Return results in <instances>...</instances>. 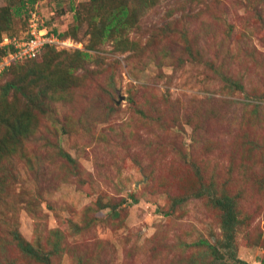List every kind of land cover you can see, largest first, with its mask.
<instances>
[{
	"label": "rangeland",
	"instance_id": "374dc122",
	"mask_svg": "<svg viewBox=\"0 0 264 264\" xmlns=\"http://www.w3.org/2000/svg\"><path fill=\"white\" fill-rule=\"evenodd\" d=\"M29 1L73 44L0 73V264H263L264 0Z\"/></svg>",
	"mask_w": 264,
	"mask_h": 264
},
{
	"label": "built area",
	"instance_id": "2783aa9c",
	"mask_svg": "<svg viewBox=\"0 0 264 264\" xmlns=\"http://www.w3.org/2000/svg\"><path fill=\"white\" fill-rule=\"evenodd\" d=\"M31 14V25L26 35L23 37L2 36L0 40V50H3V56H0V73L13 63H19L26 60L35 59L40 56L46 45H59L66 48L73 44L67 39H59L54 33L37 25L35 13Z\"/></svg>",
	"mask_w": 264,
	"mask_h": 264
},
{
	"label": "trees",
	"instance_id": "16d2710c",
	"mask_svg": "<svg viewBox=\"0 0 264 264\" xmlns=\"http://www.w3.org/2000/svg\"><path fill=\"white\" fill-rule=\"evenodd\" d=\"M33 1H35V0H30L29 2L31 3ZM124 13H125V10H123L121 14H124ZM112 24L113 25L118 24V16H114L111 19L110 24H108L105 27L108 28V27L112 26ZM50 31H52L54 33V35L57 38H59V39H67L66 38L67 36H65L63 34L57 33L56 31H53V30H50ZM103 33L106 34V29L103 30ZM54 47H55L54 45L53 46L46 45L44 47V49L42 50V53L41 54H43L47 49H52ZM80 56H81V53H80ZM83 56H88V53L87 52L84 53ZM13 64H16V63H13ZM215 204L218 205L220 208H222V210H224V214H223V216H224V223H223V225H224L225 231L231 229L232 226H233V222L235 221V219H234V215H233V212H232L230 203L228 201H226V200L217 199V200H215ZM24 250L26 252H31L29 249H27V247ZM214 254H215V252H214ZM236 260H238V259H236ZM238 262L242 263V261H240V260H238ZM262 263L264 264V261H262Z\"/></svg>",
	"mask_w": 264,
	"mask_h": 264
}]
</instances>
